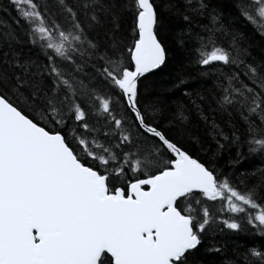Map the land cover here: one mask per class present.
Here are the masks:
<instances>
[{
    "label": "snow or ice",
    "instance_id": "snow-or-ice-1",
    "mask_svg": "<svg viewBox=\"0 0 264 264\" xmlns=\"http://www.w3.org/2000/svg\"><path fill=\"white\" fill-rule=\"evenodd\" d=\"M0 264H264V0H0Z\"/></svg>",
    "mask_w": 264,
    "mask_h": 264
},
{
    "label": "trees",
    "instance_id": "trees-1",
    "mask_svg": "<svg viewBox=\"0 0 264 264\" xmlns=\"http://www.w3.org/2000/svg\"><path fill=\"white\" fill-rule=\"evenodd\" d=\"M188 72L191 73V77H192V79L189 82L192 83L194 86H196L201 79L198 75V70L189 69ZM175 75H176V66H175V64H170L169 66L165 67L161 73L158 74V78L161 80H168V79L173 78ZM205 87H207V85H205ZM196 119H197V117L194 115L192 117L194 126H196L195 125ZM199 128H200L201 135H203L204 134L203 126L200 125ZM201 155H203V153H201ZM227 159H228V154H225L224 160H227ZM224 160H222L221 163H223ZM257 166H258V164L253 165V167H257ZM210 207H213V205H210Z\"/></svg>",
    "mask_w": 264,
    "mask_h": 264
}]
</instances>
